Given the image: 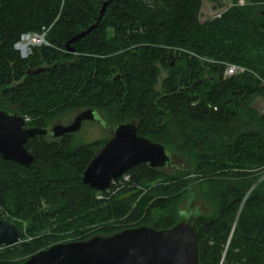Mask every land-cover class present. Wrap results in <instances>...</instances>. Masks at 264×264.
I'll use <instances>...</instances> for the list:
<instances>
[{
    "label": "trees",
    "instance_id": "16d2710c",
    "mask_svg": "<svg viewBox=\"0 0 264 264\" xmlns=\"http://www.w3.org/2000/svg\"><path fill=\"white\" fill-rule=\"evenodd\" d=\"M104 1L0 0V109L27 117L26 127L89 108L112 126L134 121L138 135L192 166L172 174L137 164L125 172L128 181L97 198L81 173L104 141L30 137L29 166L0 158V208L8 215L0 217L20 231L19 242L0 245V264L85 240L95 225L103 235L169 228L183 210L151 219V209L176 208L200 180L207 189L196 195L214 212L194 217L199 264H264V112L252 106L264 93V0L234 2L205 21L202 0H107L97 27L67 51L65 43L95 22ZM48 26V45L22 58L14 48L21 34ZM224 63L261 80L247 71L223 77ZM39 66L49 67L26 73ZM137 187L145 189L138 201ZM13 215L26 222L25 232Z\"/></svg>",
    "mask_w": 264,
    "mask_h": 264
},
{
    "label": "water",
    "instance_id": "95a60500",
    "mask_svg": "<svg viewBox=\"0 0 264 264\" xmlns=\"http://www.w3.org/2000/svg\"><path fill=\"white\" fill-rule=\"evenodd\" d=\"M104 1L95 22L74 34L70 43L95 29L106 9ZM49 66L27 69L29 75ZM85 120H103L93 109L78 112L67 124L56 123L46 128L26 127L24 117L0 109V158L29 166L33 155L25 149L26 141L35 135L59 138L76 132ZM110 137L93 153L81 173L83 184L97 192L104 191L111 180L140 163L162 170L176 161L161 143L136 133L134 121L107 126ZM199 209L183 211L182 220L165 229L148 225L126 228L111 235H94L85 240L59 242L30 255L20 264H199L194 217ZM19 227L0 217V245L19 242Z\"/></svg>",
    "mask_w": 264,
    "mask_h": 264
},
{
    "label": "rangeland",
    "instance_id": "374dc122",
    "mask_svg": "<svg viewBox=\"0 0 264 264\" xmlns=\"http://www.w3.org/2000/svg\"><path fill=\"white\" fill-rule=\"evenodd\" d=\"M249 1L250 0H202L199 19L200 21H205V20L218 18L228 7L233 5L234 2H236L238 5H244V4L249 3ZM260 4L264 5V2H260ZM33 46L34 45L31 44L30 48ZM35 46H41V45H35ZM263 89H264V85H263ZM252 106L258 111L264 112V93L257 96L254 99ZM75 114L76 113L74 112H68L62 115L59 119H55L52 123H64V124L66 123L67 124L73 119ZM98 114L101 117L103 116L101 112H98ZM102 119L103 120L101 121L85 120L82 123L81 127L72 135L74 143H89V142H94V141H99V140L100 141L107 140L110 137V130L108 129L107 126L108 125L112 126V124L114 123L113 121L107 119L106 116H103ZM166 145L167 147H170V149L172 148L169 144H166ZM171 154L176 160V168L175 169L173 168L171 170L170 169L166 170L167 173H172V174L173 173H185L192 166L191 163L185 157H183L179 152L175 151L174 149H171ZM207 185L208 184L204 180L191 182L190 192H188L186 195H183L179 199L177 205L175 206L176 208H173L174 206L172 205V203H168V205L162 208L160 207V208L151 209L150 211L151 219H156L160 217L161 215L168 214L173 209H179V210L182 209L183 211H190L191 209L195 208V209H199L200 212H202L204 215L212 214L214 212V205L205 203L200 197H197L196 195L197 194L196 192L206 190ZM137 188L138 190H135V191H140L141 189L143 191L139 192V194L137 195L136 201H138V199H140L143 193L145 192V189L143 188L140 189L139 187ZM12 218L15 221V223L20 225L21 230L25 232L26 227H27L26 222L22 219H19L17 216H14V215ZM97 226L99 227L101 225H95L92 228L93 230V233L91 234L92 236L103 235V234L94 233L95 229L98 228ZM229 235H231V232ZM222 264H225V263H222Z\"/></svg>",
    "mask_w": 264,
    "mask_h": 264
},
{
    "label": "built area",
    "instance_id": "2783aa9c",
    "mask_svg": "<svg viewBox=\"0 0 264 264\" xmlns=\"http://www.w3.org/2000/svg\"><path fill=\"white\" fill-rule=\"evenodd\" d=\"M50 28V26L48 27H42L41 32L40 33H36V32H28V33H23L21 34L19 40L17 42H15L14 44V48L17 49V51L20 53L22 58H25L26 56H28L31 53V48L30 45H37L38 43H43V44H48L44 38L46 32L48 31V29ZM22 45H26V51L23 53V50L21 48H18ZM25 55V56H24ZM196 56V55H195ZM206 61H209L211 63L215 62L214 60H207L204 58H200ZM250 72L252 73L255 77L259 78L260 77L253 71H251L249 68H246L242 65H238V64H233V63H224V69H223V77H229L232 75H236L239 73H243V72ZM261 80V79H260ZM261 84L264 85L263 80H261ZM24 120H28V118H24ZM264 172V171H263ZM264 176V173L263 175ZM128 175L126 173L122 174L119 178L117 179H113L111 180L110 184L115 186V188L118 189V187L120 186V184H122L125 181H128ZM109 184V185H110ZM109 194V193H113L111 192L110 187L108 186L104 191L102 192H98V198H104V193ZM0 213L2 216L7 217L8 215L0 208ZM11 220H13V218L11 217ZM11 223V221H9Z\"/></svg>",
    "mask_w": 264,
    "mask_h": 264
},
{
    "label": "flooded vegetation",
    "instance_id": "af4514ba",
    "mask_svg": "<svg viewBox=\"0 0 264 264\" xmlns=\"http://www.w3.org/2000/svg\"><path fill=\"white\" fill-rule=\"evenodd\" d=\"M85 110V109H84ZM78 112H80V111H78ZM78 112H76V114L78 113ZM75 114V115H76ZM84 122V121H83ZM82 122V123H83ZM82 123H81V125H82ZM53 124H56V123H51V124H49V125H47L46 127H49V126H51V125H53ZM61 124H64V123H61ZM66 124V123H65ZM46 127H43V128H46ZM81 127V126H80ZM73 133H75V132H73ZM73 133H70V134H65V135H73ZM110 135H111V132H110ZM64 136V135H63ZM63 136H61V137H63ZM42 137H45V138H47V139H59V138H61V137H59V138H53V137H51L50 135H46V136H42ZM30 153V152H29ZM31 154V153H30ZM175 169L176 168V161H171L166 167H164L162 170H164V171H166V170H168V169ZM195 209V208H194ZM191 210H193V209H191Z\"/></svg>",
    "mask_w": 264,
    "mask_h": 264
},
{
    "label": "bare ground",
    "instance_id": "6f19581e",
    "mask_svg": "<svg viewBox=\"0 0 264 264\" xmlns=\"http://www.w3.org/2000/svg\"><path fill=\"white\" fill-rule=\"evenodd\" d=\"M47 42V41H46ZM48 43V42H47ZM43 43H38L37 45H42ZM43 45H48V44H43ZM25 46L26 45H22V46H20V47H18V48H21L22 50H23V53L26 51V48H25ZM35 46V45H34ZM17 50V49H16ZM25 56V55H24ZM27 57V56H26ZM25 57V58H26ZM26 122V121H25Z\"/></svg>",
    "mask_w": 264,
    "mask_h": 264
}]
</instances>
